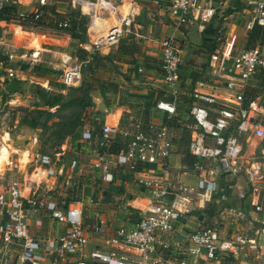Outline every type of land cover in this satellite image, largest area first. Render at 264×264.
Returning a JSON list of instances; mask_svg holds the SVG:
<instances>
[{
    "label": "crops",
    "instance_id": "obj_1",
    "mask_svg": "<svg viewBox=\"0 0 264 264\" xmlns=\"http://www.w3.org/2000/svg\"><path fill=\"white\" fill-rule=\"evenodd\" d=\"M6 1L7 13L4 14L0 28L3 39L0 55L5 57L8 53L20 52L35 45H39L44 50L42 61L33 69L19 67L15 62L6 61L18 74L16 79L19 85L18 91L26 87L29 93L30 84H36L49 91H58L55 84L59 83L56 74L59 75L62 68L60 57L61 54L67 53L71 56L75 54L80 58L78 60L85 63L87 67L84 72V84L89 86L90 91L99 90L105 101L106 113L95 114L91 106L88 111L90 121L87 126L78 129L79 135L78 132L74 134V143L65 142L61 147L62 153L57 154L58 156H50L54 169L61 170L62 175L46 179V185H41L39 191L40 193L43 191L46 199L56 202L59 207L65 208L71 203L80 202L83 227L88 238L86 251L93 248L103 252L109 251L108 240L115 229L133 226L138 214L146 211L148 207V193L136 184V178L140 173L146 171L157 174L162 163L165 162L170 170L169 182L191 187L196 185L198 175L191 170L193 159L187 152L188 143L196 129L188 117V111L192 105L200 103L194 97L196 94H203L216 100V104L213 105L202 103L212 111H215L221 102L228 100L223 78L215 79L209 74L210 56L215 52H223L234 57L244 51L246 34L254 26L255 0H199L201 4L217 6L218 14L211 20L215 23L212 30L202 29L197 23L189 21L180 23L176 17L170 15L167 0H136L140 12L131 33L123 37L117 45L98 50L92 47L91 37L87 34L82 41L72 38L64 30L57 32L55 18L49 14V9L58 15L79 13L80 10L71 5V0H48L43 15L46 24L42 26H33L20 21L11 14L18 11L33 12L38 8L37 0ZM111 1L119 3V0ZM129 1L122 0L120 7ZM111 21L113 19L108 17L105 19V24L111 27L114 25H111ZM18 22L24 27L18 26ZM166 38L173 40L180 58L179 78L174 84L175 95L162 80L160 42ZM59 93L65 95L66 89L60 90ZM12 95L10 97H13ZM24 95L26 97L9 99L6 104L12 106V102H15L14 104L19 103L29 107L30 94ZM173 102L175 109L179 111L180 121L177 127L172 128L171 141L168 142L165 138L161 143L165 151L164 161L154 166L112 165L109 167L112 181H104L102 172L93 167L98 163L97 153L108 154L103 150L100 151L103 147L99 144L102 127H129L132 121H138L142 125L164 126L165 117L169 116L168 111ZM159 105H164L167 110H162ZM256 105L264 107L261 103ZM86 129L92 132V140L89 142L81 138ZM4 134L3 138L6 137L7 142L3 144L0 141V145L8 149L7 154L15 155L17 162L22 160L24 154L30 160L39 149V139L38 145L30 144L32 138H38L37 135L33 134L27 143L19 144L13 141L14 138L12 139L9 134ZM71 139L70 137L69 140ZM72 162H75L74 167H71ZM19 170L18 164L15 169L13 164L5 167V179L15 178L13 175ZM24 174L25 178L16 179L25 181L29 175ZM67 178L68 185L65 184ZM214 179L217 185L216 191L200 192L194 202L193 214L177 226L176 230L185 232V235L178 234L182 238L175 236L174 239L179 238L183 241L193 225L206 219L221 225L226 236L235 233L251 235L255 229L264 227L261 223L262 217L257 220V215H264L255 212V204L264 208L260 197L263 189L256 186L258 183L254 186L249 184L243 175L233 177L217 173ZM64 186H73L72 189L76 190L78 199L69 200L68 194L65 195L63 190L58 191ZM22 195L26 196V190L22 191ZM90 200L94 201L93 204ZM234 213H240L241 216H235ZM28 224L29 235L33 239L42 237L57 239L67 231L64 225L55 222L44 209L31 215ZM98 226L102 227L100 234L93 232ZM258 243L262 247L250 252L249 261H259V263L263 261L264 236L258 237ZM57 245L56 240L54 246ZM165 252L160 253L162 255ZM257 257L260 259H256ZM243 260L239 258L233 261L230 258L225 264H239Z\"/></svg>",
    "mask_w": 264,
    "mask_h": 264
},
{
    "label": "built area",
    "instance_id": "obj_2",
    "mask_svg": "<svg viewBox=\"0 0 264 264\" xmlns=\"http://www.w3.org/2000/svg\"><path fill=\"white\" fill-rule=\"evenodd\" d=\"M167 1L171 16L180 23H197L202 29L218 14L216 5L201 4L199 0ZM37 4L38 8L33 12L18 11L17 19L27 23L37 21L42 8L48 6V0H37ZM121 4L122 0L119 3L111 0H71V5L80 10V15L88 18L86 34L91 37L94 49L111 48L131 33L140 6L136 0L120 7ZM6 5V0H0V28L3 23L1 14ZM108 17L114 21L111 27L105 24ZM67 24L65 19L60 27L66 28ZM253 24L264 27V0H255ZM1 45L3 39L0 33ZM160 47L162 80L175 95L174 84L179 78L178 50L171 38L162 40ZM43 54V48L35 45L20 52L8 53L5 59L8 63H17L19 67L33 69L42 61ZM60 63L62 68L58 78L61 86L69 89L79 85L83 79L81 64L67 53L61 54ZM210 64L209 74L215 79L223 78L228 100L212 111L202 103L213 105L216 104L215 99L203 94L194 95L200 103L192 105L188 111L196 131L191 136L187 152L193 159L191 170L198 175L196 185L191 187L169 182L170 170L165 162L157 174L140 173L136 184L148 193V207L138 214L133 226L115 229L108 240L109 251L96 248L86 251L88 238L83 227L80 202L59 207L56 202L46 199L43 191L40 193L46 179L62 175L61 170L54 169L50 156L36 153L30 160L27 158L26 164L32 170L25 181L16 178L6 180L5 167L13 163L9 154L3 160V153H7L8 149L0 145V163L5 164L4 170L0 169V249L3 251L0 264H225L230 258L233 261L243 258L239 264H264V258L260 263L249 261L250 252L262 247L258 237L264 236V227L255 229L251 235L235 233L226 236L221 225L214 222L192 231L183 241L176 243L169 240L177 226L192 214L200 192L216 191L214 178L217 173L233 177L243 175L253 186L262 179L261 167L256 161L242 163L241 160L248 148H251L252 155L257 154L264 160V107L256 104L247 109L242 107L247 83L257 72H264V40L259 46L234 57L215 52L210 56ZM7 72L13 79L18 78L12 68H8ZM159 108L167 110L164 105H159ZM168 114L169 117L177 116L175 102ZM116 135L125 139V149L117 154L97 153L98 163L93 165L102 172V179L106 182L112 181L109 173L112 165L154 166L164 161L165 151L161 143L165 138L171 141L173 131L165 126L142 125L138 121H132L129 127L103 126L100 146ZM81 138L89 142L92 132L86 129ZM30 144L38 145V138H32ZM74 166L75 162H72L71 167ZM65 184H69L68 178ZM23 190H26V196L22 195ZM93 202L90 200L91 204ZM41 209L46 210L55 222L64 225L67 231L57 239H33L29 235L28 220ZM255 212L264 215V208L255 204ZM234 214L241 216L240 213ZM93 232L102 233V227H95ZM56 240L58 245L54 246ZM158 251H167L169 255L164 257Z\"/></svg>",
    "mask_w": 264,
    "mask_h": 264
},
{
    "label": "rangeland",
    "instance_id": "obj_3",
    "mask_svg": "<svg viewBox=\"0 0 264 264\" xmlns=\"http://www.w3.org/2000/svg\"><path fill=\"white\" fill-rule=\"evenodd\" d=\"M89 1L93 2L94 0H89ZM18 23H19V25L17 24L18 26L24 27L22 26L23 24L21 22H18ZM113 24H114V21H111V25ZM56 29H57V32L58 30H60L58 28ZM243 50H245V48ZM72 56L76 62L81 64L83 79L79 85L66 89L57 82L55 85L58 91L56 90L49 91V90L41 88L40 86H37L36 84H30L29 93H27L26 87H23V90L14 93L12 95L13 97H10L11 94L6 92L5 87L10 82L16 81V79H13L12 76L11 77L9 76L10 74H8L7 70L8 68H11V67L8 66L5 57L0 58V141L1 143L5 144V142H7L6 137L3 138V136H5L4 133L9 134V136L12 137V139L14 138L13 141L18 142L19 144L27 143L29 138L33 136L34 134L38 136L39 143H40L39 149L37 150L36 153L54 157L57 154L62 153L61 147L65 144V142H68V143L72 142L69 140L70 137H66L65 139L63 138L64 140H62L61 132L63 131V128H67L69 130L71 128V124L73 123L75 119H77L80 123L79 128H81V126L88 125L90 121V118L88 115V111H90L89 108L83 109V108L74 107L72 109H66V110H55L54 106L50 107V106L45 105V102H46L45 97L47 94H60L59 91L63 89H66V94L72 93L74 89L79 88L84 84V72L87 66L85 65L84 62H81L80 60H78L79 57L77 58L75 54H73ZM257 75H255L247 83L246 88L247 89H250V88L258 89L257 90L258 92L257 101L258 103L264 104V86L263 88H260V86L258 85V80L256 79ZM58 76L59 75L56 74V80L59 79ZM24 94H30L31 104L29 107L23 106L19 103L14 104L15 102H12V106H9L6 104V102L11 98L26 97ZM25 109H28V110L38 109L40 111H47V112L55 113V114H54V117H52V119L50 118L51 120L49 121L46 128L31 129L23 124V120L25 117L23 110ZM188 124H191V123L188 122ZM78 129L75 132V134H77L78 132V135H79ZM243 156L244 157L241 160L242 163L256 161L261 167L260 173L262 174V179L256 182V184L258 183L256 186L259 187V189L261 190L263 189L262 191L260 190L261 191L260 197L262 199V205L264 206V192H263L264 191V160H262L257 154L252 155L251 148L245 149V153ZM7 157H8V154L4 152L3 160H6ZM14 157L16 156L11 155L9 157V160L11 161V163H13V169L17 167V164L20 165V170H19L20 173L16 172L14 175L13 174L12 175L15 178L20 177V179L21 178L23 179L25 178L24 173L27 174L26 176H28L31 173L32 167H29L28 166L29 164H26V161H27L26 154L23 155L22 160L19 162H17V158L15 160ZM4 165H5L4 163L2 162L0 163L1 171L4 170ZM74 183L77 185L76 181ZM256 186H255V190H257ZM72 188L73 186H68V187L64 186L63 188H60V190L58 191L63 190V193L65 195L68 194L67 199L75 201L78 199V196H77L78 194L76 193V190L74 191ZM261 217H262L261 223H263L264 225V216L257 215V220H259ZM209 223H210L209 219H206L205 221L203 220L202 222H199L197 225H193L192 230L186 233V235L188 236L192 231L198 228H202L203 226ZM255 224H258V222H255ZM258 225L260 226V224ZM176 232L177 234L185 235V232L180 231V230H175V232L169 237V240L172 239L173 242L180 241L179 238L174 239ZM180 247L181 249L184 248V246H182V242H180ZM158 252L160 253V251ZM168 255L169 254L167 253V251L164 254H162V256L164 257H167Z\"/></svg>",
    "mask_w": 264,
    "mask_h": 264
},
{
    "label": "trees",
    "instance_id": "obj_4",
    "mask_svg": "<svg viewBox=\"0 0 264 264\" xmlns=\"http://www.w3.org/2000/svg\"><path fill=\"white\" fill-rule=\"evenodd\" d=\"M46 7L42 8V14L39 17L37 21H32L29 24H33V26H42L46 24V20L44 19L43 15ZM6 7L4 11L1 14V18L4 19V14L6 15ZM17 13L14 12L11 13L14 15V17L17 19ZM49 14L53 15L55 18V27L64 30L70 34L72 38L82 40L84 39V36L86 34V26L88 23V18L86 16L80 15L76 12H70L68 14L64 15H58L53 12L52 9H49ZM65 19L68 20V24L66 28L60 27V24ZM264 40V27H260L257 25H254L246 34V41L244 44L245 50L255 48L259 46ZM256 79L258 80V85L260 88H263L264 86V72L260 71L258 72ZM89 86L83 84L81 87L76 88L73 90L72 93H68L66 95L63 94H47L46 95V102L45 105L47 106H54L55 110H66V109H72L74 107L77 108H90L91 107V98L89 96L90 92ZM258 89H245L243 94V102L242 107L247 109L250 104H258L257 96H258ZM23 113L25 114L23 124L31 129H40V128H46L49 121L54 117L55 113H50L47 111H40L38 109L23 110ZM176 117H165L164 126L168 128H174L177 127L178 121H180V114L179 111L176 109ZM43 118V119H42ZM51 118V119H50ZM97 122V121H96ZM80 123L77 119L73 121L71 124V128L68 130L67 128H63V131L61 132L62 140H64L66 137H71V141L74 143L73 136L76 132V130L79 128ZM101 136V133L99 134ZM99 136V137H100ZM115 139L110 140L109 145L105 143L103 147H101L100 151H104V153L108 154H117L120 150L125 149L126 141L121 136L116 135ZM64 138V139H63ZM72 143V144H73ZM100 144V141H99ZM108 146H107V145ZM40 146V144H39ZM193 162V161H192ZM191 162V164H192ZM193 214V213H192ZM211 223V221H210ZM207 224V225H210ZM93 264H101V263H93Z\"/></svg>",
    "mask_w": 264,
    "mask_h": 264
},
{
    "label": "water",
    "instance_id": "obj_5",
    "mask_svg": "<svg viewBox=\"0 0 264 264\" xmlns=\"http://www.w3.org/2000/svg\"><path fill=\"white\" fill-rule=\"evenodd\" d=\"M215 27V23L214 21H211L210 23H208V25L206 26V30H212ZM5 90L7 93L9 94H14L16 92H18L19 90V85L18 82L13 81L11 83H9L6 87ZM89 96L91 98V106L93 107V111L95 114H103L106 113L107 111V106L105 104V101L102 97V94L99 90H95V91H90L89 92ZM176 237L182 238L180 235L176 234ZM184 239V238H183ZM2 249H0V260H1V256H2Z\"/></svg>",
    "mask_w": 264,
    "mask_h": 264
}]
</instances>
